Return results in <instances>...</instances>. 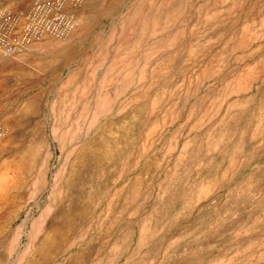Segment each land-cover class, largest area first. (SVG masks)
I'll list each match as a JSON object with an SVG mask.
<instances>
[{
    "label": "rangeland",
    "instance_id": "1",
    "mask_svg": "<svg viewBox=\"0 0 264 264\" xmlns=\"http://www.w3.org/2000/svg\"><path fill=\"white\" fill-rule=\"evenodd\" d=\"M136 5L150 13L135 25ZM73 12L66 39L0 56V264H264V0Z\"/></svg>",
    "mask_w": 264,
    "mask_h": 264
},
{
    "label": "built area",
    "instance_id": "2",
    "mask_svg": "<svg viewBox=\"0 0 264 264\" xmlns=\"http://www.w3.org/2000/svg\"><path fill=\"white\" fill-rule=\"evenodd\" d=\"M87 0H0V56L30 52L45 37L66 39L76 27L73 9ZM5 136L0 126V141Z\"/></svg>",
    "mask_w": 264,
    "mask_h": 264
},
{
    "label": "crops",
    "instance_id": "3",
    "mask_svg": "<svg viewBox=\"0 0 264 264\" xmlns=\"http://www.w3.org/2000/svg\"><path fill=\"white\" fill-rule=\"evenodd\" d=\"M137 6H139V5H136V7H135V11H133V12H131L129 15H128V17L127 18H129V20H130V16H134V18L136 19H134L135 21H133V23H135V25L137 24V23H139L141 20H142V17L144 16V15H146L145 13H148L149 12V10L150 9H148V8H143V9H141L140 7H138L137 8ZM163 6V5H162ZM161 6V8L160 9H158L159 11H160V28H162V29H167L168 28V25H169V13H168V8H167V6H163L162 7ZM144 10H146V11H144ZM143 12V13H142ZM154 13H156V12H154ZM157 14V13H156ZM168 15V16H167ZM138 16V17H137ZM146 18V17H145ZM164 19V20H163ZM127 20V19H126ZM138 20V21H137ZM149 21V20H148ZM165 21V22H164ZM163 22V23H162ZM135 25H134V27H135ZM132 40V39H131ZM131 40L129 39V41L131 42ZM129 42V43H130ZM135 43L136 44H139V43H141L140 41H138L137 39H135V40H133L132 41V45H135ZM105 76V75H104ZM251 77V75L249 74V73H245L243 76H242V80L243 81H238L237 83H236V86H238L239 87V85L241 84V87H239L238 89H232L231 90V92L230 93H232V92H239V91H241V90H243L244 89V87H246V83H247V79L248 78H250ZM104 79V78H103ZM105 85V84H104ZM237 88V87H236ZM81 93L83 94V93H86V89L85 88H83V90L81 91ZM106 94H107V92H105L104 94H99L98 96H97V98H95L96 99V101H97V103L99 104V103H103L104 104V100H109L108 98H107V96H106ZM99 97V98H98ZM84 102H82V110H83V112L84 113H87V111H88V100L87 99H85V100H83ZM85 101H86V104H85ZM31 102V101H30ZM33 103H31V104H29L28 105V108H27V110H26V115H30V111L32 110V108L34 107V101H32ZM85 104V105H84ZM235 104H239V105H241V107H242V109L244 110L245 108H246V106H248L249 104L247 103V102H239V103H235ZM85 106V107H84ZM87 106V107H86ZM232 106V105H231ZM98 107H100V109L103 111V109L102 108H104L105 109V105H101V106H98ZM30 108V109H29ZM86 109V110H85ZM256 120H257V123L258 124H260L261 123V120L262 119H260L259 117L258 118H256ZM126 123H129L130 124V122H129V120L128 121H125V124ZM198 124V123H197ZM224 124H225V126H224V128H223V133L220 135V137H222V138H224L223 137V135L224 136H226L227 138L230 136L229 135V133L231 134V137H232V133L234 132L233 131V123H232V121H224ZM120 127V126H119ZM195 127H197L196 125L192 128V129H195ZM245 131V130H244ZM145 136V135H144ZM139 138H141V136L139 137ZM143 138V137H142ZM136 139L137 138H135L134 136H133V133L132 134H128V133H126L125 134V137L123 138V140L121 141V142H123V144H124V147L125 148H128L129 146H131L130 144L129 145H127V143H134L135 141H136ZM216 140L217 139H215L214 141H213V139H211L210 141H209V139L206 141V143H208L207 145H208V147H211V143H216ZM199 140L198 139H195V140H193L192 142H194V146H196L195 148H194V151L192 152V154H191V156L193 157V155L195 156V158L196 157H198L197 155L200 153V147L198 146V145H195V143H197ZM116 142V141H115ZM116 143H120V142H116ZM210 144V145H209ZM193 148V145H189V146H187V144H185V146H184V150L186 149V148ZM188 152L189 151H187V150H185V153L184 154H181L180 155V157H185L186 155L185 154H188ZM190 153V152H189ZM220 156L221 157H231L232 155H228V156H226V155H224V154H220ZM129 188V187H128ZM134 188V187H133ZM129 192L130 193H128L127 192V194L124 196V200H128V199H130L131 197H130V194H131V190H132V187H130L129 189ZM122 197H123V195H122Z\"/></svg>",
    "mask_w": 264,
    "mask_h": 264
},
{
    "label": "bare ground",
    "instance_id": "4",
    "mask_svg": "<svg viewBox=\"0 0 264 264\" xmlns=\"http://www.w3.org/2000/svg\"><path fill=\"white\" fill-rule=\"evenodd\" d=\"M144 1H145V0H144ZM183 6H184V5H183ZM153 7H154V6H153ZM153 7H152V8H153ZM148 8H149V7H148ZM160 8H161V7H160ZM156 9H157V8H156ZM175 10H176V9H175ZM180 10H181V9H180ZM144 11H146V10H144ZM158 11H159V10H158ZM168 12H169V11H168ZM173 12H174V11H173ZM142 13H143V12H142ZM149 13H150V11H149ZM145 14H147V13H145ZM161 14H162V13H161ZM161 14H160V15H161ZM153 15H155V14H153ZM157 15H158V14H157ZM167 16H168V15H167ZM183 16H184V15H183ZM137 17H138V16H137ZM182 19H183V18H182ZM135 20H136V19H135ZM135 20H134V21H135ZM163 20H164V19H163ZM137 21H138V20H137ZM170 21H171V20H170ZM179 21H180V19H179ZM142 22H143V21H142ZM164 22H165V21H164ZM140 23H141V22H140ZM162 23H163V22H162ZM182 24H183V23H182ZM157 25H158V23H157ZM140 26H141V25H140ZM168 26H169V25H168ZM174 26H175V25H174ZM143 27H144V26H143ZM153 27H154V26H153ZM128 28H129V27H128ZM128 28H127V29H128ZM131 29H132V28H131ZM137 29H138V28H137ZM149 29H150V28H149ZM160 29H161V28H160ZM125 31H126V30H125ZM142 31H143V30H142ZM142 31H141V32H142ZM150 31H151V30H150ZM147 32H148V31H147ZM149 33H150V32H149ZM152 33H153V32H152ZM134 34H135V33H134ZM146 34H147V33H146ZM130 35H131V34H130ZM140 36H141V35H140ZM163 36H164V35H163ZM163 36H162V37H163ZM165 36H167V34H166ZM123 37H124V35H123ZM136 37H137V36H136ZM129 38H130V37H129ZM140 38H141V37H140ZM165 38H166V37H165ZM165 38H164V40H165ZM138 39H139V38H138ZM120 40H121V39H120ZM130 40H131V39H130ZM153 40H154V39H153ZM164 40H163V41H164ZM166 40H167V39H166ZM131 41H132V40H131ZM123 42H124V41H123ZM135 44H136V43H135ZM152 44H153V43H152ZM158 45H159V44H158ZM160 45H161V44H160ZM131 47H132V46H131ZM148 48H149V47H148ZM165 53H166V52H165ZM169 54H170V53H169ZM139 58H140V57H139ZM133 63H134V62H133ZM137 65H138V64H137ZM147 66H148V65H147ZM130 67H131V66H130ZM131 70H132V68H131ZM109 71H110V70H109ZM141 72H142V71H141ZM143 73H144V72H143ZM129 75H130V74H129ZM98 98H99V97H98ZM84 100H85V99H84ZM83 102H84V101H83ZM30 103H32V101H31ZM85 104H86V101H85ZM85 104H84V105H85ZM103 105H104V104H103ZM84 107H85V106H84ZM86 107H87V106H86ZM29 109H30V108H29ZM102 109L104 110V108H102ZM85 110H86V109H85ZM92 114H93V113H92ZM124 114H125V113H124ZM77 115H78V114H77ZM127 115H128V114H126V117H127ZM105 125H106V124H105ZM98 129H99V128H98ZM147 133H148V132H147ZM147 133H146V134H147ZM31 148H32V147H31ZM30 150H31V149H30ZM33 150H34V149H33ZM28 152H29V151H28ZM62 152H63V151H62ZM69 152H70V151H69ZM79 153H80V152H79ZM33 154H36V153L33 152L32 155H33ZM25 155H26V154H25ZM85 155H86V154H85ZM28 157H29V156H28ZM25 158H26V157H25ZM65 158H66V157H65ZM74 159H75V158H74ZM96 159H97V158H96ZM25 160H26V159H25ZM30 160H31V159H30ZM77 160H78V159H77ZM35 163H36V162H35ZM32 164H34L33 161H32ZM75 164H76V162H75ZM6 167H7V166H6ZM20 168H21V167H20ZM23 168H24V167H23ZM92 169H93V168H92ZM33 170H34V169H33ZM4 171H5V170H4ZM25 172H26V171H25ZM27 172H28V171H27ZM36 175H37V174H36ZM38 175H39V174H38ZM38 175H37V177H38ZM65 175H66V174H65ZM65 175H64V176H65ZM71 176H72V175H71ZM68 177H69V176H68ZM68 177H66V178H68ZM31 178H32V177H31ZM34 178H35V177H34ZM34 178H33V179H34ZM70 178H71V177H70ZM53 179H54V178H53ZM73 179H74V178H73ZM1 180H2V179H1ZM37 180H39V179H37ZM68 180H69V179H68ZM2 181H3V180H2ZM66 181H67V180H66ZM61 182H62V181H61ZM71 182H72V181H71ZM62 183H63V182H62ZM70 184H71V183H70ZM36 185H37V184H36ZM34 186H35V185H34ZM66 186H67V185H66ZM68 186H69V185H68ZM79 186H81V185H79ZM79 186H78V187H79ZM75 187H76V186H75ZM32 188H33V187H32ZM71 188H72V187H71ZM64 189H65V188H64ZM58 190H59V189H58ZM65 191H66V190H65ZM90 192H91V191H90ZM55 193H56V192H55ZM61 194H62V193H61ZM74 194H75V193H74ZM77 194H78V193H77ZM58 195H60V194H58ZM61 196H62V195H61ZM178 197H179V196H178ZM50 198H51V197H50ZM53 198H54V197H53ZM55 198H56V197H55ZM61 199H62V198H61ZM64 199H66V198H64ZM68 199H69V198H68ZM71 199H72V198H71ZM75 199L77 200V198H75ZM49 200H50V199H49ZM55 200H57V199H55ZM60 201H61V200H60ZM55 202H56V201H55ZM55 202H54V203H55ZM58 202H59V201H58ZM71 202H72V201H71ZM73 202H74V201H73ZM48 203H49V202H48ZM91 204H92V203H91ZM46 205H47V204H46ZM70 205H71V204H70ZM47 206H48V205H47ZM73 209H74V208H73ZM73 209H72V210H73ZM83 209H85V208H83ZM44 210H45V209H44ZM70 211H71V210H70ZM73 211H74V210H73ZM50 212H51V211H50ZM65 212H66V211H65ZM54 213H55V212H54ZM54 213H53V214H54ZM71 213H73V212L71 211ZM81 213H83V212H81ZM46 214H47V213H46ZM54 215H55V214H54ZM75 215H76V214H75ZM75 215H74V216H75ZM46 216H47V215H46ZM64 216H65V215H64ZM42 217H43V216H42ZM90 217H91V216H90ZM90 217H89V218H90ZM68 218H69V217H68ZM72 218H73V217H72ZM95 218H96V217H95ZM53 219H54V218H53ZM55 219H56V218H55ZM62 219H63V218H62ZM38 220H39V219H38ZM45 220H46V219H45ZM83 220H84V219H83ZM63 221H64V220H63ZM41 222H42V221H41ZM62 224H63V222H62ZM56 225H57V224H56ZM63 225H65V223H64ZM54 226H55V225H54ZM59 226H60V225H59ZM62 227H63V226H61V228H62ZM61 228H60V230H61ZM70 229H71V228H70ZM50 230H52V229H50ZM54 230H55V229H54ZM56 230H57V229H56ZM56 230H55V232H56ZM50 232H51V231H50ZM59 232H60V231H59ZM56 234H57V233H56ZM141 234H142V233H141ZM43 235H44V234H43ZM83 235H84V234H83ZM55 236H56V235H55ZM55 236H54V239H55ZM140 236H141V235H140ZM58 237H59V236H58ZM65 239H66V238H65ZM65 239H64V240H65ZM39 240H40V239H39ZM52 240H53V239H52ZM58 241H59V240H57V242H58ZM60 241H61V240H60ZM75 241H76V240H75ZM36 242H37V241H36ZM42 242H43V241H42ZM48 242H49V241H48ZM64 242H65V241H64ZM34 243H35V242H34ZM62 243H63V242H62ZM39 244H40V243H39ZM32 245H33V244H32ZM47 245H50V244H47ZM53 245H54V243H53ZM53 245H51V246H53ZM62 246H63V245H62ZM62 246H61V247H62ZM53 247H54V246H53ZM58 247H59V246H58ZM58 247H57V248H58ZM44 248H45V247H44ZM63 248H64V247H63ZM42 249H43V248H42ZM46 249H47V248H46ZM88 249H89V248H88ZM111 249H112V248H111ZM43 250H44V249H43ZM54 250H55V249H54ZM31 251H32V250H31ZM44 251H45V250H44ZM33 252H34V250H33ZM37 252H38V251H37ZM83 252H84V251H83ZM112 252H113V251H112ZM52 254H53V253H52ZM76 254H77V253H76ZM91 256H92V255H91ZM92 257H93V256H92ZM33 258H35V257H33ZM45 258H46V257H45ZM80 259H81V258H80ZM30 260H31V259H30ZM76 260H77V259H76ZM35 261H36V260H35ZM87 261H88V260H87ZM91 261H92V260H91ZM32 262H33V261H32ZM35 263H36V262H35ZM83 263L85 264V262H83ZM45 264H46V263H45ZM87 264H88V263H87Z\"/></svg>",
    "mask_w": 264,
    "mask_h": 264
}]
</instances>
